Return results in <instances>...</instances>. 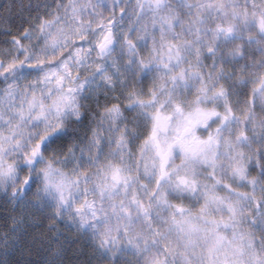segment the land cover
<instances>
[{
	"label": "snow or ice",
	"instance_id": "6c2138e0",
	"mask_svg": "<svg viewBox=\"0 0 264 264\" xmlns=\"http://www.w3.org/2000/svg\"><path fill=\"white\" fill-rule=\"evenodd\" d=\"M0 264H264V0H2Z\"/></svg>",
	"mask_w": 264,
	"mask_h": 264
},
{
	"label": "trees",
	"instance_id": "16d2710c",
	"mask_svg": "<svg viewBox=\"0 0 264 264\" xmlns=\"http://www.w3.org/2000/svg\"><path fill=\"white\" fill-rule=\"evenodd\" d=\"M0 2H2V0H0Z\"/></svg>",
	"mask_w": 264,
	"mask_h": 264
}]
</instances>
